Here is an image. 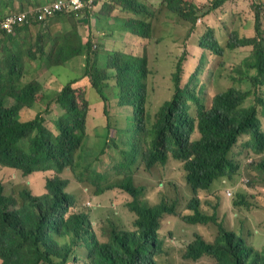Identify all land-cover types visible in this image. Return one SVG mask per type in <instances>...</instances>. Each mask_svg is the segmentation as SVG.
Segmentation results:
<instances>
[{
	"label": "trees",
	"instance_id": "trees-1",
	"mask_svg": "<svg viewBox=\"0 0 264 264\" xmlns=\"http://www.w3.org/2000/svg\"><path fill=\"white\" fill-rule=\"evenodd\" d=\"M227 1L214 0L206 7L205 14L217 10ZM17 2L21 9L35 3L34 0H0V9H13ZM164 2L169 13L195 28L200 18L197 5L187 0ZM99 6V13H104L108 20L118 21L114 15L117 10L135 14L120 29L106 26L107 37L129 32L142 40L150 39L149 31L154 26L148 17L153 14L148 13L140 1L95 0L94 7ZM91 9L92 4L74 13H60L46 23L21 24L13 35L2 33L0 165L27 175L52 170L58 176H46L49 178L45 186L48 194L42 198L34 195L28 186H21V189L19 186L14 194H8L0 181V264H163L167 245L159 231L166 215H178V203L171 202L166 196L152 202L146 194V187L135 183V170L140 166L147 170L165 166L169 152H172L173 159L183 164L186 182L193 194L187 210L181 211L183 221L203 225L218 222L216 210L221 197L216 193L217 183L232 181L242 168L240 153H234L239 139L250 136L245 147L257 156L264 153L261 119L264 117V4L254 5L252 35L230 32L222 42L215 37L214 29L209 28L200 40V47L204 50L201 64L206 62L207 52L224 57L227 49L249 47L250 54L237 69L243 77L235 79L234 86L217 94L211 107L206 108L202 94L180 87L184 56L176 63L172 74L175 94L160 108L156 122L148 128L142 115L151 74L146 63L148 58L122 51L99 52L93 42L97 38L95 32H88L86 39L78 30L83 22L92 18ZM143 13L147 16L140 19ZM34 34L37 36L34 43L37 51L30 47ZM73 58L85 59L81 78L89 80L102 101L96 105L101 111L91 120L90 127L87 124L90 109L88 88L83 91L76 87L78 79L75 78L79 74L70 76L54 99L49 98L41 81H23L27 61L35 62L40 69L49 72L52 68L63 69ZM245 80L247 89L241 84ZM108 92L116 103L115 108L127 113L125 123L116 125L117 121L112 122ZM187 96L198 108L195 121L187 111ZM40 97L47 100L46 112L51 110L53 103L61 109V115L55 121L56 130L46 126L40 110L33 120H21V111L34 109L40 103ZM250 100L253 102L247 105ZM127 106L134 107L135 112L127 111ZM194 122L200 137L198 141L190 142ZM114 128L119 132L117 138L110 136ZM83 146L91 150L98 148L99 155H119V163L113 166L119 173L115 176L116 181L107 179L94 164L91 168L86 165L80 171L72 167L73 156ZM81 161L85 162V156ZM67 169L73 170L81 182L92 187L95 196L109 190L119 191L126 203L119 202L135 216L133 228H121L115 221H108L96 230L88 213H69V197L65 193L69 181L60 176ZM248 169L252 171L250 165ZM256 169L264 175V158L256 164ZM210 204H213L212 215L203 212ZM234 205L250 207L245 195H238V202ZM169 247L168 258L171 260L174 247ZM78 249H83L84 254L80 255ZM183 257L195 262L209 258L214 264H264V248L256 250L244 231L225 229L219 223L218 235L213 242L196 234Z\"/></svg>",
	"mask_w": 264,
	"mask_h": 264
},
{
	"label": "rangeland",
	"instance_id": "rangeland-1",
	"mask_svg": "<svg viewBox=\"0 0 264 264\" xmlns=\"http://www.w3.org/2000/svg\"><path fill=\"white\" fill-rule=\"evenodd\" d=\"M52 1V0H44ZM147 7L148 13L153 15L148 19L153 24V30L150 39L142 40L138 35L129 32H123L121 36L118 33L114 37L108 36L107 27L120 29L121 25L135 16L132 12L117 10L114 15L118 17V21L114 19L108 20L105 14H100V7L92 6L90 13L92 18H88L87 22H83L78 29L82 37L87 38L88 32H95L96 39L93 40L97 45V50L103 53H116L119 51L132 53L140 57L148 58L147 67L151 70L149 78L150 99L147 103L148 114L152 117L165 100L173 95L172 74L176 70V63L182 60L181 66L184 68L182 77V87L187 86L191 91L194 84L197 90L202 89L204 95L203 104L206 108H210L215 94L224 92L228 88L235 85L234 80L241 78V74L237 71L242 61L250 54L249 47L238 48L235 50H226L224 57L207 52V60L201 64V56L204 50L200 47V40L208 33V29H214L215 37L225 42L230 32H237L241 36H249L253 34L254 28V5L264 4V0H229L220 8L205 14L206 7L211 5L214 0H187L197 5L199 16L195 28L191 27L186 21L176 18L168 12L167 4L164 0H138ZM31 6L35 8L38 0H34ZM15 9H0V21L7 14L15 11ZM30 7V6H28ZM23 7V9L28 8ZM202 9H201V8ZM262 7V6H261ZM2 8V5L0 6ZM147 14L143 13L139 18L143 19ZM99 17V20L97 19ZM107 18V20L105 19ZM82 19V18H80ZM264 20V10H263ZM107 23V24H105ZM122 23V24H121ZM68 24V23H66ZM78 24V23H77ZM104 24V25H102ZM107 26V27H106ZM84 27V29H83ZM89 33V34H90ZM16 34V32H15ZM4 34H0V41ZM37 36L34 34L30 47L37 51L35 40ZM87 41V40H86ZM37 53V52H35ZM24 66L23 81L30 82L39 80L44 84L45 92L49 94L50 99H54L56 94L69 81L70 76L78 79L76 87L81 90H87V98L90 103L88 111L87 124L90 127L91 120L101 111L99 105L102 103L100 96L93 89L87 78H81L84 72L85 59L73 58L67 62L63 69H50L49 72L39 68L35 62H26ZM181 67V68H182ZM201 67L200 70H198ZM82 72V73H81ZM192 75H195L192 82ZM74 79V80H75ZM243 89L248 88L245 80L241 82ZM111 97V92H108ZM40 103L34 109L25 108L21 111V120L30 121L37 115L38 111L45 118L47 127L56 130L55 121L61 115V109L58 105L52 104L51 110L46 112L47 100L40 97ZM190 100H187V105ZM253 101L247 102L250 105ZM110 112L112 122L117 117H121L118 109L115 108L114 99L110 100ZM112 104V105H111ZM262 119V130L264 131V117ZM120 124H123L121 122ZM128 122H126V125ZM87 127V128H88ZM110 136L117 138L119 132L116 128L110 131ZM196 138L199 137L197 133ZM250 140V136H243L239 139L234 149V153L239 154L241 160V170L235 175L232 181L223 180L217 183L216 193L221 197L218 218L224 225L237 232L244 231V235L248 242L252 244L256 250L261 251L264 248V175L256 169V164L264 158V153L257 156L254 151L245 147ZM99 149L91 150L88 146H83L74 156L73 168L83 170L84 166L97 165L98 170L104 173L107 179L116 181L115 176L119 173L113 168L120 161L119 155L107 153L98 154ZM98 155V156H96ZM85 156V162L81 158ZM165 166H156L152 170H147L145 166H140L135 170L134 181L136 184L146 187V194L152 202H158L163 196H166L171 202H177L180 211L187 210L189 201L193 198V194L188 187L185 179L183 164L171 157ZM251 166L252 171L248 169ZM96 171V170H95ZM24 176L20 171L0 166V180L4 183L5 190L8 194H14L15 191L21 189V186H28L36 195H42L46 192V178L44 174ZM54 176L56 174H48ZM61 176L69 180L70 191L74 193L76 204L81 210L89 211L91 215L92 226L98 230L100 224H106L108 221H115L121 228H133L135 216L125 206L126 198L119 191L109 190L99 196H94V189L90 186L82 184L75 176L74 171L67 169ZM22 182V183H21ZM27 182H29L30 187ZM90 182V180H89ZM96 189V187H95ZM228 191L232 192V197L227 196ZM238 194H246L249 208L245 206H234V201ZM151 196V197H150ZM119 200L123 201L119 202ZM214 203H217L214 202ZM208 215L213 214V204L208 205L203 211ZM160 236H164L167 245V253L163 258V264H214V260L204 258L200 261H191L183 257L184 250L187 245L194 240L197 233L204 234L209 240L214 239L216 230L214 226L190 225L183 221L181 216L167 215L162 221V227L159 231ZM174 247V258L169 260L170 247ZM80 255L84 254L83 249L77 251ZM76 255V254H74Z\"/></svg>",
	"mask_w": 264,
	"mask_h": 264
},
{
	"label": "clouds",
	"instance_id": "clouds-1",
	"mask_svg": "<svg viewBox=\"0 0 264 264\" xmlns=\"http://www.w3.org/2000/svg\"><path fill=\"white\" fill-rule=\"evenodd\" d=\"M55 1H57V0H52V1H44V0H38V2H37V6L36 7H39V6H43V5H45V4H48V3H52V2H55ZM18 3V2H17ZM94 3H95V0H94V2H93V5H94ZM15 5H16V3L14 4V6H13V9H15ZM19 6H21V4L20 3H18V5L16 6V8H19V9H21ZM32 6H30V7H28V8H25V9H21L22 11H15V12H11V13H9V14H7L5 17H3V19L0 21V25H1V23L8 17V16H10V15H12V14H20V13H24V12H26V10H28L29 8H31ZM35 7V8H36ZM64 12H66V11H62V12H59V13H57L56 15H58V14H60V13H64ZM56 15H54L53 17H51V18H49V19H52V18H54ZM49 19H47V20H45V21H41V22H43V23H46L47 21H49ZM33 20L31 19V20H29L27 23H29V22H32ZM37 22H39V21H37ZM19 27V26H18ZM17 28V27H16ZM16 28H15V30L12 32V33H8V32H6V31H3V30H1V28H0V34L1 33H7L8 35H13V34H15V32H16ZM193 77H192V79L190 80V82H192L193 81ZM172 83H173V95L171 96V98L170 99H168V100H165L163 103H162V105L158 108V110H157V112L154 114V116L152 117L150 114H148V108H147V103L149 102V99H150V88H149V86H148V88H149V92L147 93V95H146V101H145V104H144V113L142 114L143 115V117H144V120H145V122H146V125H147V128L148 127H150V126H152L155 122H156V117H157V114H158V112H159V110H160V108L166 103V102H168V101H171L172 100V98H173V96H174V94H175V85H174V80L172 81ZM180 87H181V89L183 90V88H186L187 86H185V87H182V79H181V83H180ZM187 90H188V87H187ZM189 91V90H188ZM191 91H193V92H196V93H200V94H202V96H203V98H204V95H203V92H202V89H199V90H197V86H196V84H194L193 85V87H192V90ZM219 93H221V92H219ZM219 93H217V94H219ZM217 94H215V96L217 95ZM214 96V97H215ZM185 100H186V107H187V111H188V114L194 119V121L196 120V116H197V114H198V108L196 107V103L194 102V101H192L191 99H189L188 98V96L185 98ZM187 100H190L189 101V104L187 105ZM115 102V101H114ZM212 102H213V100H212ZM204 105V104H203ZM212 105V104H211ZM205 106V105H204ZM206 107V106H205ZM211 107V106H210ZM132 110H134V112H135V108L134 107H132V106H127V111H132ZM120 114H121V117L119 116V117H117V119L116 120H118V121H120V122H124L125 123V121H126V118H127V113L125 114V113H122V112H120V111H118ZM194 132L191 134V136H190V142H195V141H198V138L200 137V135H199V137L198 138H196L195 137V135L198 133L199 134V132H198V130H197V128H196V124H195V122H194ZM49 128V127H48ZM51 129V128H50ZM52 130H54V129H52ZM169 154H170V156H169V158L171 157L172 159H173V155H172V152H169ZM1 166V165H0ZM2 167H6V168H10V169H14V170H17V171H20V170H18V169H15V168H11V167H7V166H2ZM22 174H23V172L22 171H20ZM56 174V175H54V176H50L49 175V178H53V177H55V176H58V174L55 172V171H43V170H41V171H37V172H34L33 174H31V175H34V174H38L37 176H40L41 174H44V177L46 178V176L48 175V174ZM24 176H28L29 177V179L28 180H31L30 178H31V175H27V174H23ZM61 176V175H60ZM185 176H186V174H185ZM62 177V176H61ZM49 178H46V179H49ZM63 178V177H62ZM65 179V178H64ZM185 179H186V177H185ZM1 181V180H0ZM69 181V180H68ZM22 183V182H21ZM187 183V182H186ZM27 184L30 186V184H29V182H27ZM82 184H85V183H83L82 182ZM86 185V184H85ZM45 186H46V184H45ZM87 186V185H86ZM5 187V186H4ZM31 187V186H30ZM70 185L65 189V193L67 194V196L69 197V203H68V211H69V213H72V214H76V213H80V212H85V213H88L89 214V216H90V218H91V215H90V213H89V211H86V210H81L80 209V206L79 205H77L76 204V199H75V196H74V193H72L71 191H70ZM32 188V187H31ZM31 191H32V189H31ZM32 193L34 194V195H36L33 191H32ZM48 194V191L46 190V192L44 193V194H42V195H37V196H40L39 198H42V197H44L45 195H47ZM232 195H233V193L230 191H228V193H227V196H229V197H232ZM238 195H245L246 196V201H247V195L246 194H238ZM95 196V195H94ZM235 202H238V196H237V199L234 201V203ZM248 202V201H247ZM233 203V204H234ZM249 203V202H248ZM188 206V205H187ZM235 206V205H234ZM240 206H245V205H240ZM236 207V206H235ZM246 208H249V207H247V206H245ZM219 208H220V206H218L217 207V210H216V212H217V215H216V218H217V221L218 222H209V223H203V225H201V224H194V225H200V226H209V225H212V226H214V228H215V230H216V235H215V237H214V239H212V240H209L208 238H206V236L204 235V234H201V233H197V234H199V235H201V237L204 239V240H206V241H208V242H213L215 239H216V237H217V235H218V230H219V223L220 224H222L223 226H224V228L225 229H227V227L224 225V223L223 222H221V221H219V218H218V213H219ZM167 216V215H166ZM174 216H184L183 214H181V211H179V213H178V215H174ZM182 219H183V217H182ZM196 235V234H195ZM194 238H195V236H194ZM192 242V241H191ZM190 242V243H191ZM189 243V244H190ZM188 244V245H189ZM251 244V243H250ZM187 245V246H188ZM252 245V244H251Z\"/></svg>",
	"mask_w": 264,
	"mask_h": 264
},
{
	"label": "built area",
	"instance_id": "built-area-1",
	"mask_svg": "<svg viewBox=\"0 0 264 264\" xmlns=\"http://www.w3.org/2000/svg\"><path fill=\"white\" fill-rule=\"evenodd\" d=\"M94 0H57L36 8H29L24 13L12 14L8 16L0 25L1 30L12 33L16 27L27 23L29 20L45 21L59 12H77L87 6H93Z\"/></svg>",
	"mask_w": 264,
	"mask_h": 264
},
{
	"label": "crops",
	"instance_id": "crops-1",
	"mask_svg": "<svg viewBox=\"0 0 264 264\" xmlns=\"http://www.w3.org/2000/svg\"><path fill=\"white\" fill-rule=\"evenodd\" d=\"M100 7V6H99ZM99 7H96V8H99Z\"/></svg>",
	"mask_w": 264,
	"mask_h": 264
}]
</instances>
